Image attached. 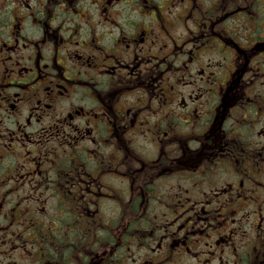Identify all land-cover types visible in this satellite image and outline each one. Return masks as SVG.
<instances>
[{"label":"flooded vegetation","instance_id":"1","mask_svg":"<svg viewBox=\"0 0 264 264\" xmlns=\"http://www.w3.org/2000/svg\"><path fill=\"white\" fill-rule=\"evenodd\" d=\"M0 264H264V0H0Z\"/></svg>","mask_w":264,"mask_h":264}]
</instances>
